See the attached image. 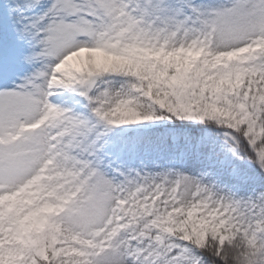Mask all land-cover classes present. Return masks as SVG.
Instances as JSON below:
<instances>
[{"label": "snow or ice", "instance_id": "1", "mask_svg": "<svg viewBox=\"0 0 264 264\" xmlns=\"http://www.w3.org/2000/svg\"><path fill=\"white\" fill-rule=\"evenodd\" d=\"M0 264H264V0H0Z\"/></svg>", "mask_w": 264, "mask_h": 264}]
</instances>
